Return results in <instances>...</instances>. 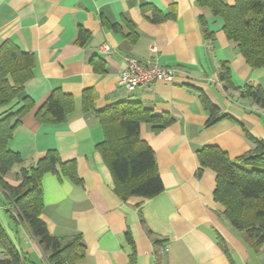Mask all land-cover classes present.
<instances>
[{
	"label": "crops",
	"instance_id": "0c3cea01",
	"mask_svg": "<svg viewBox=\"0 0 264 264\" xmlns=\"http://www.w3.org/2000/svg\"><path fill=\"white\" fill-rule=\"evenodd\" d=\"M223 2L233 6L237 0ZM154 10L165 20L154 21ZM200 17L215 33L213 41L205 39ZM80 30L88 34L84 45L77 42ZM7 40L36 57L34 76L24 91L34 108L9 148L22 156L25 166L51 150L63 162L76 163L80 184L61 174L44 176L41 218L55 237H82L86 256L77 264H159V259L162 264H264V249L251 250L243 233L223 219L224 208L214 198V172L197 175V152L206 146H217L232 159L255 148L242 127L252 138L264 140V112L237 92L226 91L219 80L220 64L227 62L235 87L264 88V68L249 67L238 45L227 39L220 17L197 0H0V45ZM104 45L111 48L110 55L100 53ZM127 57L156 59L176 69L177 83L157 82L150 89L126 92L120 75ZM57 89L74 98V111L62 124H41L36 115ZM89 90L96 110L136 102L154 115L174 117L158 134L151 125L141 126V139L154 150L163 181L159 196L123 201L115 193L112 174L97 150L103 129L93 113L83 110ZM203 95L238 123L223 120L208 127ZM22 105L17 99L0 108V116ZM20 169L16 166L5 176L11 186L20 184ZM9 207L0 187V222L21 252L22 264H47L27 228L14 225ZM4 255L0 247V258Z\"/></svg>",
	"mask_w": 264,
	"mask_h": 264
},
{
	"label": "trees",
	"instance_id": "16d2710c",
	"mask_svg": "<svg viewBox=\"0 0 264 264\" xmlns=\"http://www.w3.org/2000/svg\"><path fill=\"white\" fill-rule=\"evenodd\" d=\"M201 7H207L212 14L223 21V32L229 41L238 45L239 51L252 69L264 68V0H237L229 6L223 0H197ZM154 21L165 17L154 10ZM205 39L213 41L215 33L209 28L204 17H200ZM116 30L117 26H112ZM88 34L80 30L77 42L84 45ZM93 65L99 70L97 62ZM36 57L22 51L14 42L7 40L0 45V108L9 107L18 99L23 104L0 116V187L10 203L7 213L15 226L23 225L37 241L47 264H77L86 256V248L80 235L72 238H58L50 234L41 218L44 202L42 180L47 174L63 175L74 183L81 181L74 161L63 162L57 151L51 150L36 164L25 166L22 156L12 151L9 144L23 118L34 108V102L25 95V84L34 76ZM100 71V70H99ZM219 80L226 91L232 90L241 99L251 101L264 112V88L246 85L237 88L231 80L229 63L220 64ZM94 92L84 93L83 110L95 115L104 133V140L97 150L109 168L115 185V193L127 201L133 197L152 199L164 191L159 174L157 159L151 146L141 139V126H152L153 132L160 133L174 123L170 114L154 115L149 109L136 102H123L104 110L94 107ZM202 102L208 113L206 125L212 126L223 120L238 123L224 115L204 95ZM75 100L60 89L54 90L36 118L45 125H59L67 121L74 111ZM244 134L255 148L242 156L232 159L217 146H206L197 152L200 177L209 169L215 174V201L224 211L222 217L236 231L243 233L247 246L255 252L264 249V140ZM16 166L18 186L5 181ZM127 241L134 245L130 233ZM219 244L230 257L225 241L219 237ZM157 246L163 242L155 240ZM0 247L5 255L0 264H22V254L0 222ZM134 261V256L131 257ZM159 264H162L159 259Z\"/></svg>",
	"mask_w": 264,
	"mask_h": 264
},
{
	"label": "built area",
	"instance_id": "2783aa9c",
	"mask_svg": "<svg viewBox=\"0 0 264 264\" xmlns=\"http://www.w3.org/2000/svg\"><path fill=\"white\" fill-rule=\"evenodd\" d=\"M155 52L156 49L153 48ZM112 52L108 45L100 48V53L110 55ZM157 82L166 84L177 83V70L163 67L156 59L140 61L136 58L124 59V69L120 75V85L128 93H133L139 88L150 89ZM168 251V248H166Z\"/></svg>",
	"mask_w": 264,
	"mask_h": 264
}]
</instances>
